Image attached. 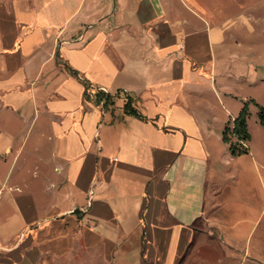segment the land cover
I'll use <instances>...</instances> for the list:
<instances>
[{
  "label": "crops",
  "instance_id": "1",
  "mask_svg": "<svg viewBox=\"0 0 264 264\" xmlns=\"http://www.w3.org/2000/svg\"><path fill=\"white\" fill-rule=\"evenodd\" d=\"M233 2L0 0V264H264L263 216L228 208L227 162L251 151L206 100L229 112L217 75L253 19Z\"/></svg>",
  "mask_w": 264,
  "mask_h": 264
},
{
  "label": "rangeland",
  "instance_id": "2",
  "mask_svg": "<svg viewBox=\"0 0 264 264\" xmlns=\"http://www.w3.org/2000/svg\"><path fill=\"white\" fill-rule=\"evenodd\" d=\"M195 1L206 9L207 13H204L205 15H212L214 2H216L220 7L222 6L221 8H223V10H221L225 12L223 15L230 12H232V14H236L235 3L233 2L230 4V0ZM244 1L246 2L248 9H251V17H253L250 26L247 25L246 28L237 30L241 40L238 42V46L236 48L238 51L242 52L241 54L244 59L242 61L237 60L233 63L234 70H232L229 75L228 73H225L223 77L217 75L218 81H222L224 79L227 81L226 87L230 95H227L224 98L229 108V112L222 109L214 92L208 91V86L207 94L210 96H207L206 100L212 102L213 104L217 103L218 115L219 117H222L223 120L225 118H231L232 115L238 116L244 104L248 101L250 102L251 114L248 124L251 139L248 142H243L242 145L248 147L251 153L235 157L227 162V164L230 165V177H232V179H230L228 208L231 215H235L240 218L254 219L256 216L262 215L264 219V183L261 179V177L264 178V126L259 120V106L256 104L258 103L264 107V15L263 18L260 17L261 13L264 14V0ZM181 10L192 23L199 20V18L186 9L185 6H182ZM217 11L219 12V10ZM240 25L241 24H236V26ZM212 75H214V78L216 73L209 72L207 77L210 78ZM99 90L100 89L96 86L91 87L90 98L88 101L94 100L98 105H101L102 102L99 104L95 96ZM112 95L114 102L110 104L108 109L105 108L108 111L116 105L117 97L114 94ZM230 127H232V125H230ZM218 133L221 134L220 132ZM228 136L231 139L236 140L231 132H228ZM114 150L115 149L112 151ZM222 150L223 146H219L218 152L220 156H222ZM229 156L230 152L229 149H227V157ZM218 191L219 189H217L212 196L217 194ZM210 204L212 207L216 206V203L213 201L210 202ZM262 226L264 229V220ZM222 243L223 242L220 241L222 246L225 245ZM243 244L244 239L242 237L239 239V250H241ZM227 253L228 251L226 254ZM238 253L240 254V252ZM203 259L206 261L205 263L220 264L218 261L213 260L212 257L210 258L204 256ZM238 262L239 261L236 260L233 261L232 264H238Z\"/></svg>",
  "mask_w": 264,
  "mask_h": 264
},
{
  "label": "trees",
  "instance_id": "3",
  "mask_svg": "<svg viewBox=\"0 0 264 264\" xmlns=\"http://www.w3.org/2000/svg\"><path fill=\"white\" fill-rule=\"evenodd\" d=\"M86 85H87V91H86V99L88 100L90 98V88H91V83L86 80ZM96 98L97 102L100 104L101 102H104V107L106 109L109 108L110 104L114 102L113 100V95L104 91V90H99L96 93ZM259 120L261 124L264 126V107L259 105ZM125 112L128 115L136 116L141 119L146 118L139 109H137L133 105V99L128 98V101L125 104ZM250 102H246L240 111L239 115L237 118H235L232 122L229 123V125L225 128L224 131V141L230 144V150L231 153L235 156L241 155L244 153H248L249 149L248 147L242 145L243 142H248L251 139V133L249 131V124L248 120L250 117ZM232 125V127H230ZM228 132H231V134L236 138V140L231 139L228 136Z\"/></svg>",
  "mask_w": 264,
  "mask_h": 264
}]
</instances>
